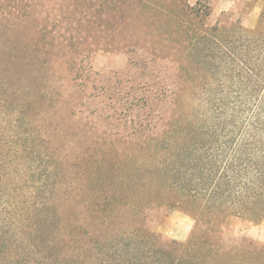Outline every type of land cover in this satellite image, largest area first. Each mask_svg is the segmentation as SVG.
Segmentation results:
<instances>
[{
	"label": "rangeland",
	"instance_id": "1",
	"mask_svg": "<svg viewBox=\"0 0 264 264\" xmlns=\"http://www.w3.org/2000/svg\"><path fill=\"white\" fill-rule=\"evenodd\" d=\"M261 10L260 0H0V264L60 263L50 239L96 233L98 190L123 196L122 180L140 175L127 157L141 144L126 137L139 99L201 94L206 28L253 29ZM126 196L128 231L141 219ZM142 205L155 247L189 243L195 264H206V241L240 254L264 247V220L209 230L179 208Z\"/></svg>",
	"mask_w": 264,
	"mask_h": 264
},
{
	"label": "trees",
	"instance_id": "2",
	"mask_svg": "<svg viewBox=\"0 0 264 264\" xmlns=\"http://www.w3.org/2000/svg\"><path fill=\"white\" fill-rule=\"evenodd\" d=\"M260 2L253 29L236 24L206 28L201 94L173 95L162 89L139 99L141 114L131 120L126 137L141 144L127 157L138 163L140 175L122 180L124 197L120 191L108 195L98 190L91 217L96 233L74 227L57 234L61 247L49 240L51 252L61 253L59 264H195L189 243L181 248L171 244L183 253L155 247L159 238L143 226L142 203L179 208L196 227L206 224L209 230L231 218L264 220V0ZM209 11L206 3V17ZM126 195L137 199L130 208L141 219L128 231L119 221L120 210L131 205ZM220 249L206 241V264H264V247L242 254ZM16 264L25 263L18 259Z\"/></svg>",
	"mask_w": 264,
	"mask_h": 264
}]
</instances>
